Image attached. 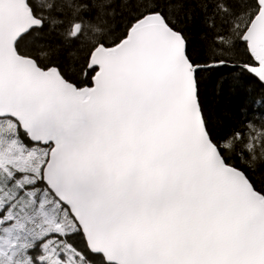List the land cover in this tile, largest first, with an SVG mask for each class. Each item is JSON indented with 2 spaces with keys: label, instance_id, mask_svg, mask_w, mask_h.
<instances>
[{
  "label": "snow or ice",
  "instance_id": "obj_1",
  "mask_svg": "<svg viewBox=\"0 0 264 264\" xmlns=\"http://www.w3.org/2000/svg\"><path fill=\"white\" fill-rule=\"evenodd\" d=\"M0 264H264V0H0Z\"/></svg>",
  "mask_w": 264,
  "mask_h": 264
},
{
  "label": "trees",
  "instance_id": "obj_2",
  "mask_svg": "<svg viewBox=\"0 0 264 264\" xmlns=\"http://www.w3.org/2000/svg\"><path fill=\"white\" fill-rule=\"evenodd\" d=\"M204 98L214 118L222 121L239 118L240 113L230 90L227 87L220 90L211 78H206Z\"/></svg>",
  "mask_w": 264,
  "mask_h": 264
}]
</instances>
